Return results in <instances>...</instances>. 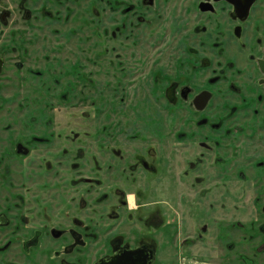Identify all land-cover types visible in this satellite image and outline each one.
<instances>
[{"label":"flooded vegetation","instance_id":"obj_1","mask_svg":"<svg viewBox=\"0 0 264 264\" xmlns=\"http://www.w3.org/2000/svg\"><path fill=\"white\" fill-rule=\"evenodd\" d=\"M73 18L56 69L65 39L21 46ZM103 62L95 128L57 129L51 100L79 106ZM145 78L157 111L130 118ZM233 232L236 263L264 264V0H0V264H220Z\"/></svg>","mask_w":264,"mask_h":264},{"label":"rangeland","instance_id":"obj_2","mask_svg":"<svg viewBox=\"0 0 264 264\" xmlns=\"http://www.w3.org/2000/svg\"><path fill=\"white\" fill-rule=\"evenodd\" d=\"M175 3H177V1ZM70 23L73 27L76 28V32L73 34H63V33H65L64 29H66V27H68L69 25L68 24L65 25L64 21L61 19V20H59V22L57 24H54L55 26H52L51 28H53V27L54 28L55 27L60 28L61 31H63V33L56 34L55 32H50L49 29H47L46 30L47 33L44 35L45 38L41 40V45L38 44L37 34L34 33V36L32 34L31 38H25L24 40H21V46L22 47H35L36 50L34 52H35L36 56L41 57L40 54L41 55L43 54V50L41 53L38 50V48L39 47L44 48V45H43L44 42L52 43V42H55V41L60 40V39H65V41L68 42L67 46L60 47L57 50H55L54 52H50L51 53V60L53 63L56 64L54 66V69H56L58 67L57 64L59 61L66 62V60H65L66 58H69V57L75 58L76 57L75 55L78 54V47L76 48V45H78V42H79L78 37H77V26H78L77 20L75 18H73L72 22H70ZM154 26L157 28V24ZM95 32L96 33L100 32V29H98V26L95 29ZM85 37H86V35L84 36V42L86 43L87 47H89L91 43L89 44L88 40H86ZM31 39H34V41H32V42L29 41ZM45 39H47V40H45ZM102 41H99L100 44L98 47H100V48L107 46V41H104V42H102ZM135 48L141 49V52H143V53H145L146 51H148L150 49H153V47H151V45L148 44V39L144 40L139 45L132 47V49H135ZM94 50L95 49H90V47L88 50L86 48V52L89 55H93ZM37 64H38V62H37ZM99 70H100V72L98 73L97 69L90 65L89 68L82 71L84 74L87 75L86 79H88V80L85 81L87 84L85 86L84 92L88 93V95H84L85 100H83L79 104V106L72 104L74 98L71 99V101L69 103H55L53 100H51V104H50L51 106L48 109V111L55 113L54 117H55V121L57 123V124H55V126L57 129H60V130L68 129V130H70L73 128L78 129L82 126V128L85 129V131H88L91 128L92 129L95 128L94 127V123L96 120L95 113H94V111L90 112V113L87 112L91 108L92 102L96 101V104H95L96 106H103V103L107 104L108 98L109 99L112 98V96H111L112 90L110 88L112 77L110 76L108 64L103 62L102 66L99 67ZM68 75L69 76L67 77L66 80H70L71 82L78 84L77 87H79L80 81L77 79V77L75 75L71 76L69 73H68ZM109 80H111V81H109ZM113 80H116V79H113ZM146 80H147L146 78H145L144 82H140L138 80V82L136 83V85L138 87H140V90H138V88H135V89L132 88L131 89V93H134V91H136V93L132 94V98H134V101H133V103H131V105L128 108L130 118H134L139 112H143V113L146 112L148 118H150V117L154 116V114L157 111V108H158L157 105L152 104L148 101H145V102L143 101V98H142L143 94L145 92H148V88H145V84H147ZM142 83H143V85H140ZM103 85H106V86H104V87H106L105 88V95H102V94L100 95L99 89H101L103 87ZM107 86H108V88H107ZM131 87H133V85ZM37 92H38V90H36L35 95H37ZM99 96H100V100L96 99ZM102 97L105 98L103 103L100 102L102 100ZM35 107L37 110L38 107H43V103H41L38 99H36ZM59 108H61V109H59ZM83 110H85L84 114L81 113ZM37 111H39V110H37ZM59 112H61V113L59 114ZM70 112H74V113L71 115ZM99 116H101V115H99ZM80 120H82V124H81ZM78 123H80V124H78ZM87 138H88V136L84 135V140ZM60 146L59 145L55 146L54 148H52V150L55 151ZM37 178L39 179V181L43 182V178H44L43 175H41ZM155 186H156L155 181L148 184L150 195L146 196V199H145L146 201H154L155 202L158 199L157 195H156L157 190H156ZM217 214L222 215V218H224L225 223L229 224L230 227H231V223L235 222L236 218L239 217L234 212L228 213V214H223V213L217 212ZM245 217H247V216H245ZM233 231H235V229H233ZM215 233H216L215 230L213 232L210 231L209 234L207 235V237L213 238ZM224 233H226V232H224ZM236 239H237V237H236V235H234V232L226 240L224 239L225 242L223 241L224 247H223L222 251H224L226 254H229V255L227 256L228 258L223 259L221 257V255L218 253L219 258L222 259L221 262L219 259L217 260L220 264H225V263L238 264V262L236 263V260H235V256H236L235 250H232L231 248L228 247L229 244L234 242ZM213 240H214V238H213ZM213 240H210V242L207 243L211 246V249L215 248V242ZM223 242H222V244H223ZM191 250H194L195 252L198 250L202 251L201 249H198L197 246H195ZM166 253H164V255H162L163 258L161 257L162 258L161 264H173V260H172V258H170L171 255H169V257H168V256H166ZM185 262L181 261L180 264H182V263L183 264H194L195 263V262L192 263L191 261H185Z\"/></svg>","mask_w":264,"mask_h":264}]
</instances>
